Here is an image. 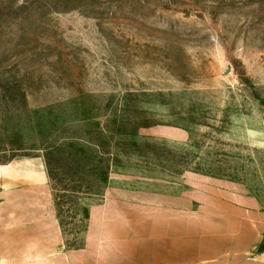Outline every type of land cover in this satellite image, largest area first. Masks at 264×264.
Returning a JSON list of instances; mask_svg holds the SVG:
<instances>
[{
	"label": "rangeland",
	"instance_id": "rangeland-1",
	"mask_svg": "<svg viewBox=\"0 0 264 264\" xmlns=\"http://www.w3.org/2000/svg\"><path fill=\"white\" fill-rule=\"evenodd\" d=\"M263 126L264 0H0V163L43 156L68 248L108 167L154 193L194 172L264 209Z\"/></svg>",
	"mask_w": 264,
	"mask_h": 264
},
{
	"label": "crops",
	"instance_id": "crops-1",
	"mask_svg": "<svg viewBox=\"0 0 264 264\" xmlns=\"http://www.w3.org/2000/svg\"><path fill=\"white\" fill-rule=\"evenodd\" d=\"M143 130L183 137L167 127ZM134 179L108 167L101 194L86 200L83 244L69 249L43 156L0 163V264H264L257 198L194 172L180 175L174 194L134 187Z\"/></svg>",
	"mask_w": 264,
	"mask_h": 264
},
{
	"label": "trees",
	"instance_id": "trees-1",
	"mask_svg": "<svg viewBox=\"0 0 264 264\" xmlns=\"http://www.w3.org/2000/svg\"><path fill=\"white\" fill-rule=\"evenodd\" d=\"M148 127H150V126H147V127H145V128H148ZM101 154H103V153L101 152ZM104 155H105V154H104ZM91 157H92V158H95V159H100V157L103 158L102 155L99 156L98 154H95V153H92ZM47 166H48V164H47ZM48 169H49V168H48ZM98 170H100V169H98ZM49 174H50V170H49ZM50 177H51V176H50ZM71 191H72V190H71ZM71 191L65 190L64 192H65V193H67V192L75 193V192H71ZM56 206H57V204H56ZM69 249H78V248H69ZM261 250H264V245L261 246Z\"/></svg>",
	"mask_w": 264,
	"mask_h": 264
}]
</instances>
